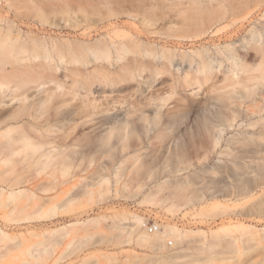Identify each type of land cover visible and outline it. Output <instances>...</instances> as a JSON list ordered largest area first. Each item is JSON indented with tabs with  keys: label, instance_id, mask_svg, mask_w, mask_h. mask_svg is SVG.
Wrapping results in <instances>:
<instances>
[{
	"label": "rangeland",
	"instance_id": "obj_1",
	"mask_svg": "<svg viewBox=\"0 0 264 264\" xmlns=\"http://www.w3.org/2000/svg\"><path fill=\"white\" fill-rule=\"evenodd\" d=\"M219 1L0 0V15L16 23L17 36L22 42L27 41L30 49L38 44L40 50L50 52L54 59L49 60L48 67L64 83L60 88L55 82L36 84L33 89L36 97L49 94L51 90L46 88L51 86L65 99H72L70 103L75 107L83 104V109L88 110L95 106L99 119L129 118L137 126L139 122L144 124L140 119L142 114L152 117L159 112L166 118L156 129L147 122L142 124L144 127L138 124L142 126L136 132L141 134V139H137L140 141L136 140L139 145L135 148H138L127 152L120 149L122 147L114 137L111 143L105 142L103 127L91 130L89 125L78 126L80 132L76 129L74 135L82 136L75 146L76 159H72V164L79 173L76 177H68L69 180L63 177L58 186H55L57 183L51 184L55 186L53 191L36 188L34 180L17 184L13 176L17 171L10 176L14 177L12 180L10 177L0 179V187L6 189L0 194V226L9 235L0 236V264H264V101L258 100L257 107L261 106V109L256 108V113H252L247 110L250 100L239 99L233 104L239 109L236 117H224L222 113L228 107L221 95L230 90V82L237 76L228 71L232 61L216 51L217 45L224 48L230 44L245 56L248 63L259 61L264 31L262 43L251 41L246 47L243 45L250 38L249 30L264 16V7L256 13L258 17L248 16L244 20L246 14H242L215 25L202 37L188 36L200 32L206 25L192 23L197 7L211 6ZM39 40L41 45L37 42ZM43 45L45 49L41 47ZM124 45L157 53L129 52L125 59L118 61L114 58L112 62L96 59V49H107L116 55ZM204 45L211 48L219 61H224L222 66L215 62V68L208 75L199 74L197 62L191 64L189 60H183V55L187 59L194 58L193 50ZM168 49L175 53L173 63L161 55ZM78 58L80 61L76 62ZM129 61L142 64L141 74L117 79L118 72H125L121 66ZM238 62L244 61L240 58ZM97 66L100 67L98 71ZM244 75L239 73L238 77ZM92 82V89H89ZM83 84L86 88L80 86ZM65 108L69 121L62 127V123L54 119L51 124L54 129L58 128L56 131L59 127L68 130L69 123L72 125L78 120L71 113L72 106ZM27 119L29 117H24L25 125L26 122L29 124L27 129L30 131L31 127L32 133L40 129L47 132L44 128L48 124L36 129L30 123L37 121L32 118L28 123ZM21 123L23 121L16 125ZM146 123L151 131H145ZM140 163L144 165L139 175L141 179H138L146 184L144 189L148 192L161 185L164 187L162 192H165L162 197L149 198L146 194H138L112 196L103 201L81 198L76 194V189L92 186L101 171L112 174L114 188L123 187L125 181L134 187L139 180L133 179L136 174L131 167L134 164L132 169L135 170ZM12 164L5 163L4 166L0 162V167L17 170V163L15 167ZM118 168L121 182L116 183ZM173 168H181V171L173 172ZM25 170L30 172L32 167ZM129 175L133 177L126 178ZM44 179L41 180L42 186L47 184ZM62 187H70L76 192L60 194ZM19 189H29L31 193L28 195V190L26 195H21L20 201L8 196L7 190ZM168 191H178L179 196L173 192L175 195L168 196ZM32 193L36 197H31ZM180 194L187 197H180ZM26 197L31 198L32 203L23 200ZM217 198L227 202L229 207L202 210ZM21 208L25 209L22 211ZM120 212L137 213L146 218V224L131 231L128 227L135 226L134 222H116L115 216ZM102 216L107 219L101 218L103 221L97 222L98 225L95 223V228L92 224L86 228L71 225L78 219L90 217H99L100 221ZM154 220L162 224L161 230L167 225L186 230L201 228L209 239L213 238L215 229L225 226L231 229L220 231L222 245L216 246L217 251L209 256L199 249L205 239L202 233L189 231L177 237H158L147 227L148 221L153 223ZM142 233L150 238L140 239Z\"/></svg>",
	"mask_w": 264,
	"mask_h": 264
},
{
	"label": "bare ground",
	"instance_id": "obj_2",
	"mask_svg": "<svg viewBox=\"0 0 264 264\" xmlns=\"http://www.w3.org/2000/svg\"><path fill=\"white\" fill-rule=\"evenodd\" d=\"M213 4H211V6H206V7H197V14L194 15V22L192 23L197 26H201L204 23L206 25L204 26V28H202L200 32L193 34V35H188V36L202 37L203 35L206 34L207 31L214 28L215 25H218L224 21H227L230 18H231L230 20H233L232 19L233 17L240 16L242 14H246L244 20L247 19L248 16L249 18L258 17L259 15L256 13L262 10L261 8L264 7V0H220L218 3L214 5ZM194 8L196 9V7ZM256 8L257 10H255ZM8 19L9 18H7L6 16L0 15V162L4 163V166H6L5 163L6 164L13 163L12 164L13 166L15 163H17V165L15 164L17 166V170H15V168H12V167H9L11 168L10 170L7 168L8 169L7 170L3 166H1L4 169L3 168L0 169V179L10 177L11 175H13V171H17V175L15 174L13 175L15 179H17V184L22 183L24 181L34 180L36 188H39L44 191H49V190L53 191L52 189L53 188L55 189V186H58V184L62 182V179H64L63 177L65 178L67 177L66 179H68V177L69 178L73 176L76 177L75 175H77V172L79 173V170H77V172L75 171L74 169L75 166L72 164V159H76L74 158L77 152L75 146L77 145V141H79L80 137L82 136L80 135L79 137V136H76V134L74 135V131L77 129L78 126L89 125L92 127L91 130H97V128L103 127L104 130H106L104 133H102L104 135L102 137H104L105 142L107 141L111 143V141L114 140L113 139L114 137L117 139V142H119L118 144L121 145L122 148L120 149H122L123 152H127L128 149L132 150L133 148H134L133 150L135 149L137 150L138 147L135 148V146L139 144L136 143V140L141 137V134L139 135L136 132H138L137 130L140 131L139 125L140 124L142 125L143 123L139 122L138 123L139 125L137 124L138 126L137 127L135 123L132 121H131L132 124H130L131 122L129 118L128 120H122L124 118H122L121 120L119 119L115 120L114 117H113L114 119L108 118V117H105V118L101 117V119H99L98 112L95 111L96 109L95 106H93L92 109H88V110L83 109L84 107L83 104L75 107L73 104L70 103L72 99L71 100L65 99L66 97L61 96L63 94H60L57 91V89H54L51 86L46 88V90H51L49 94L42 96V97H36V94L33 92V89L36 88L35 87L36 84L37 85H47L49 83L55 82L57 85V88H60L63 86L64 83L62 82L59 75L53 72L48 67L49 60L54 59L53 56L50 54V52L46 50L42 51L43 48L42 50H40L41 48H38V44L36 45L34 43L33 44L36 47H33L32 49H30L29 45L27 44V41L22 42L21 41L22 38L20 36H17V32L14 29V25L16 23L14 24L12 23L13 21L10 22V19L9 20ZM259 20H260L259 24L256 26H253L249 30L250 38L247 39L245 37L247 39L246 40L247 43L243 45L244 47H246L247 44L251 41L262 43L261 36L264 31V16H262V18H260ZM15 28H16V25H15ZM219 29H217V31ZM41 40L37 41L39 42L40 45L42 43ZM41 47H44L45 49L44 45ZM57 47L60 48L59 46ZM263 49H264V46L260 50L261 54L259 57V61H257L254 64H250L247 62L245 56L243 57L242 54L239 53L238 49L231 46L230 44L225 45L224 48L219 45L216 46V51L219 54H225L226 58L232 61V64H231L232 66H229L228 71L232 73V76H237L236 79L233 77L234 80L230 82L231 83L230 90L226 91L225 93L223 92L221 95L222 98L224 99L223 101L225 105L228 107L222 113L224 114V117L226 116L233 117V118L236 117V113L239 111V109L233 106V104L237 103L239 99L250 100L247 110L252 113H256L257 111L256 108H258L257 107L258 100L262 99L264 101V50ZM56 51L59 53L58 49ZM170 51L172 50L171 49L164 50L161 52V55L168 62L173 63L174 58H175V53L173 51L170 53ZM129 52H133L135 54H138V53L143 54L145 52V53H150L154 55L157 53L155 50L145 49L143 51L139 47L133 48L128 45H124L122 47V50L121 49L117 50L116 55H114L113 52L107 49H96L95 55H96L97 60L103 59V60H109L112 62L114 58H116L118 61L125 59L127 57V53ZM193 53H195L194 58L187 59V57L183 55V60L184 59L189 60L191 64L193 62H197V71L199 72L200 75H208L212 73L213 69L215 68V65H214L215 62L218 63V66L223 65L224 61L223 60L219 61L217 57L214 55V52L211 51V48L209 46L204 45L202 48L194 49ZM63 57H61L62 62H65L63 61ZM66 57L68 58L67 55ZM240 58L244 62L239 63L238 61ZM78 59L76 60V62L80 61V59L79 60ZM141 65L142 64H134L133 62H130V61L129 63L122 65L121 70L125 72L123 74L121 72H118L117 79L118 78H121V79L133 78L137 75L138 72L139 74H141V71H142ZM99 69L100 67L97 68V71ZM159 72L160 70L157 71V74ZM239 73H242V74L244 73L246 75H244L243 77H238ZM92 85H93V82L89 85L90 86L89 89H92L91 88ZM80 86L82 88H86L84 84ZM65 105L67 107L68 105L72 106L71 113L76 115L77 117L75 119H78V120L75 121V123L72 125H70L69 123L68 126H70V128H68V130H65L64 128L63 130L61 127H59V131H56V129L58 130V128L55 127L56 129H54L53 128L54 124L53 123H52L53 125L51 124V122L54 121V119H57L59 122H61L62 124L60 125H62V127H64V125L67 124L66 121H69L70 117L68 118L66 116V108H65L66 106ZM259 108L261 109V106ZM24 117H29V119H27L28 123L31 122L32 118H34L37 121V123L35 121L34 122L32 121V123H30V126H33L36 129H40L41 128L40 126L42 124L43 126L44 124H48V127L44 128L46 129L47 132L45 133V131L43 132V130L40 129L39 132L32 133L31 127H29L30 131L27 129L29 124H27L26 122V125H25ZM164 118L161 113L157 112L152 117H149L147 114H142L140 119H142L141 120L142 122L144 121V124L145 122H147L149 126L151 124V126L154 129H156L158 128V126L164 123L166 119ZM125 119H127V117ZM22 121L23 123H21L20 125H16L17 123L22 122ZM149 126L147 125L146 126L147 129L145 128L143 129H145V131L146 130L151 131V127ZM34 128H32L33 131H34ZM61 130H63L64 132H62ZM55 131L58 133L61 131L62 134L55 133ZM84 135H88V133L84 132ZM155 135L158 136L157 134ZM137 141L139 142L140 140H137ZM113 143L115 142L113 141ZM16 155H17V158H15ZM127 157L123 158L122 162H124ZM77 163H78V160H77ZM142 165L144 164L142 163H140L139 165L137 164V166L135 167V170L132 169L131 167V170L134 171V174H136L137 176L135 175V177H133L132 176L133 173H132V175H129V177H126V178L133 177V179L137 180L139 175H141L140 171H142L143 169ZM29 167L30 168L32 167V170L30 172L28 170H25L26 168H29ZM119 169L120 168L116 169V172H115V176H117L116 183H119L121 179V176H120L121 171ZM182 169H184L183 166H182ZM174 171L179 172L181 171V168L176 169V170H174L173 168V172ZM170 172H172V170ZM148 174L150 175V173ZM111 175L109 174L107 175L101 171V173L96 176L97 179L95 178V180L97 181L92 186L84 185L85 187L83 186L79 189H76L77 192L74 189L72 190V188L70 187H62L60 194L68 193V192L70 193L72 192L74 194L73 191H75L76 194L81 198L87 197L88 199V197H90V198H97L98 200L104 201L106 199L111 198L112 196L114 197L131 196V195L136 196L138 194L139 195L146 194L147 197L151 198V197H156L157 195H161L165 193V192H162L163 191L162 189L164 187L162 186L163 188H161V185L155 186V188H152L151 190L146 192V190L144 189V187H146L145 186L146 184L144 185V183L141 182V180L139 179H138L139 182H137L138 184L136 183L135 186L132 185L134 187H130L129 182L125 181L123 187L114 188L115 186H113ZM11 178L12 177H10L9 179ZM44 178H46L47 181ZM145 178H147V176H145ZM43 179L45 180L44 182H47L45 186H42L43 181L41 183V180ZM128 180L131 181L132 179L131 180L128 179ZM53 183H57V185L55 186L51 185ZM77 184L74 183V185H77ZM33 188L35 187L33 186ZM174 189L176 188H173V190ZM8 190H7V193L9 197H12V199L13 197H17V200L20 201L21 198L19 197L23 194L26 195L29 189L12 190L10 192H8ZM5 191H6L5 188L0 187V194L4 193ZM174 191L172 192L176 193L178 197L179 196V193L177 194L178 191L177 192H174ZM172 192L168 191L167 193L168 196L169 194H171L172 196L173 194ZM29 193H31L30 190L28 192V195ZM180 195H181L180 197H183V196L187 197L185 194L183 196L182 194ZM30 196L31 197L35 196V193L30 194ZM24 199H28V197L23 198V200ZM29 201H31L32 203V200H29ZM18 203H21V202H18ZM14 204L16 205L17 203L15 202ZM96 204L98 203L96 202ZM37 207H40V206L37 205ZM227 207H229L227 202L222 201L217 198V199H214L208 202L206 206L202 207V210L215 211L218 209H226ZM24 209L25 208H23L22 211ZM37 209H40V208H37ZM101 218L107 219L102 216L100 217V221H99V217H90L84 220L78 219L77 221L72 222L71 225L73 226L82 225V226H85L86 228V227H89V225L94 226L95 223L96 225H98L97 222L100 223L103 221V219L101 221ZM115 218H116V222L120 221L121 224H125V223L132 224L134 222L136 224L135 226L128 227L129 230L131 231L133 230L136 231L138 230V226L146 224V218L137 213L128 214L126 212H120L115 216ZM241 225L243 224H240L239 226ZM248 227H253V226L249 225ZM229 229H231L230 226H225V227H221L220 229H215L212 231L213 238L209 239L207 238L208 234H206V232L201 228L193 229V230H186V229L180 228L177 225H167L165 226L164 230L158 229L154 231L155 233L154 235L158 237H170V236L177 237L189 231L200 232L205 236L204 237L205 239L202 241L201 243L202 245H200L199 249L201 248V251L204 250L206 251V253H208L207 255H209V253L211 254L214 251H217L216 248L222 245L220 244V242L222 243V232L220 231L229 230ZM140 235H139L140 239L150 238V235L145 234V233H142ZM0 236L4 238L5 236H9L7 232L2 230L1 226H0Z\"/></svg>",
	"mask_w": 264,
	"mask_h": 264
},
{
	"label": "built area",
	"instance_id": "obj_3",
	"mask_svg": "<svg viewBox=\"0 0 264 264\" xmlns=\"http://www.w3.org/2000/svg\"><path fill=\"white\" fill-rule=\"evenodd\" d=\"M161 225L162 224L159 223V221H155V220L153 221V223H149V221L147 223L148 230L151 232L161 229L162 228Z\"/></svg>",
	"mask_w": 264,
	"mask_h": 264
}]
</instances>
